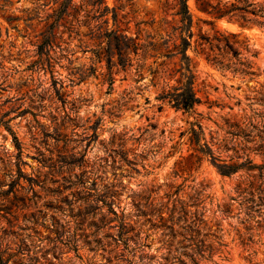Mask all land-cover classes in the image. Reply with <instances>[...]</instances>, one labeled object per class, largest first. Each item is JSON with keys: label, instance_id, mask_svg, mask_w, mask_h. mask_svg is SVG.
Here are the masks:
<instances>
[{"label": "rangeland", "instance_id": "1", "mask_svg": "<svg viewBox=\"0 0 264 264\" xmlns=\"http://www.w3.org/2000/svg\"><path fill=\"white\" fill-rule=\"evenodd\" d=\"M174 1L105 0L120 6L132 31L140 20L175 22ZM41 2L0 0V264H175L173 255L181 247H167L161 221L152 225L147 215L134 221L149 202L161 207L164 217L172 207L175 212L183 207L187 221L199 223V236L210 244L198 258L201 264H264V217L257 211L250 216L249 239L250 217L236 189L257 169L222 174L214 163L241 161L245 152L264 162L263 149H252L260 142L261 127L245 125L248 116L258 119L264 110V25L212 17L187 0L193 32L187 51L200 101L192 110L168 103L158 108L155 94L163 79L148 70L150 58L140 69L135 62L117 72L112 88L102 62L94 61V74L77 78L91 62V52L79 46L78 37L89 42L84 25L53 53L50 68L37 66V34L52 4ZM138 26L151 28L144 22ZM220 33L236 40L241 55L254 62V74L205 59L200 48L207 50L209 43L201 35ZM124 93L120 110L113 111ZM64 111L68 117L62 120ZM197 120L203 129L199 143L188 131ZM204 140L216 161L200 149ZM119 142L131 162L115 155ZM84 170L95 181L85 178ZM109 188L116 191L118 216L99 199ZM120 216L136 224L145 220L139 238L130 237L126 246L114 240ZM255 218H261L259 224ZM184 223L180 217L175 227L182 230Z\"/></svg>", "mask_w": 264, "mask_h": 264}, {"label": "trees", "instance_id": "2", "mask_svg": "<svg viewBox=\"0 0 264 264\" xmlns=\"http://www.w3.org/2000/svg\"><path fill=\"white\" fill-rule=\"evenodd\" d=\"M49 2L52 3L49 6L50 10L45 11L41 18L43 20L42 29L37 34L39 35L36 49L37 58L34 60L37 66L50 68L54 59L53 53L63 49L62 43L68 42L65 38L79 35V28L84 25V34L88 36L89 42L78 37L79 46L83 50L91 52V62L79 71L77 74L79 80L94 74L97 69L94 61H98L103 63V76L108 81V87L112 88L117 72L125 71L135 62V68L140 69L146 64L147 58H150V62L147 64L148 70L152 73L153 78L163 79L155 94V98L160 100L157 105L158 108H161L163 103H168L176 108L192 110L194 105L200 101V97L193 86L195 79L193 57L187 51L191 46L193 34L191 30L192 15L187 0H175L173 2L172 14L177 16L175 22L164 17L158 21L154 19L140 20L135 22L134 31L130 29L129 20L125 18V14L118 12L120 6H109L105 0H85V2L78 3L74 0H49ZM49 2L42 0L41 3L46 5ZM195 2L198 8L212 17H226L241 25H264V0H195ZM139 22L149 23L151 28L139 27ZM65 33H67L66 37H64ZM229 34L234 36L233 32ZM229 34L220 33L212 38L201 35L203 41L209 43V48L205 50V47L201 46L200 51L204 53L207 61L220 68L231 69L244 74H254L256 72L254 62L247 56L241 55V51L235 46L236 40L231 39ZM213 39L215 42H212ZM245 49L249 50V47L246 45ZM54 81L55 79H53ZM56 90L58 92L57 88ZM124 97L125 93L120 96L123 99L122 102L119 99L115 104H112L113 111L120 110L119 106L125 101ZM261 112L258 119L253 115L248 116L245 125L252 124V127H261L259 130L262 133L259 134L260 142L252 149H263L262 153L264 154V110ZM65 117H68L67 111H64L61 119L63 120ZM195 124L197 127L194 126ZM93 129L95 131L94 125ZM188 131L190 132V140L199 143L203 134L200 121L192 122ZM13 142L21 154V141L14 132ZM199 147L201 150L208 151L211 159L216 161L212 148L206 140ZM113 150L120 160L131 162L122 142H119L118 146H114ZM243 157L241 161L214 163L222 174H230L239 168L246 169L248 172L257 169L256 172L249 175L243 185L238 184L236 187L238 190L237 198L248 217L255 215L254 212L257 211L263 218L264 162H254L249 152H245ZM189 158L186 157V160ZM87 173V170L83 171L85 178H91L90 172L88 175ZM16 178L15 176L14 180L18 183L19 179ZM91 179V181H95V178ZM29 184L32 185V181ZM99 196H101L99 199L102 200L103 204L107 205L108 213L118 216L116 209L113 208L116 191L109 188ZM233 198L236 199L235 196ZM145 205L148 208H140L136 212L137 219L134 221L137 222L140 216L146 215L145 220H150L152 225H158V222L161 221L160 225L165 235L164 243L167 247L171 249L173 244L176 248L181 247L179 254L173 255L175 259L172 260L176 262L175 264H201L198 258L204 257V250L210 249V244L205 242L203 236H199V223L194 219L187 221L186 213L188 210L180 207L175 212L174 207H172L169 214L164 217L160 210L161 207H155L151 202ZM180 217H183L185 222L182 225V230L175 227V223ZM251 219L252 217L249 218V224L245 226L249 232V239L253 234L250 230L252 228ZM145 220L136 224L120 216L115 227L114 240L116 242L121 241L126 246L130 237L138 239ZM200 220L203 221L202 218ZM260 221L261 218H255L254 222L259 224ZM68 237V239L74 238V234H68ZM243 239L241 238V240ZM213 264L220 263L215 261Z\"/></svg>", "mask_w": 264, "mask_h": 264}]
</instances>
